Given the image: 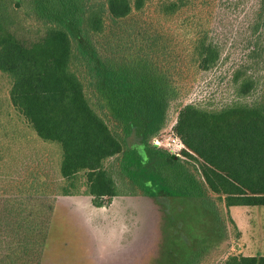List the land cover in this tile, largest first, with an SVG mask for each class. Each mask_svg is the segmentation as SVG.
I'll use <instances>...</instances> for the list:
<instances>
[{
  "label": "trees",
  "instance_id": "1",
  "mask_svg": "<svg viewBox=\"0 0 264 264\" xmlns=\"http://www.w3.org/2000/svg\"><path fill=\"white\" fill-rule=\"evenodd\" d=\"M143 7L144 0H0V78L8 87L0 90V126L17 141L41 142L0 157V264H61L52 243L65 198H91L97 208H106L104 199L190 203L208 234L175 264H202L241 237L230 208L264 207V75L251 73L264 71V0L250 21L245 64L217 77L234 97L215 109L187 103L197 81L180 78L182 59L164 52L159 31L124 30ZM31 18L44 31L28 41L23 19ZM205 35L193 49L196 69L216 72L221 47ZM175 116L186 148L179 156L154 143ZM162 222L144 237L149 250L127 264H166ZM90 259L97 264L90 255L82 263Z\"/></svg>",
  "mask_w": 264,
  "mask_h": 264
},
{
  "label": "rangeland",
  "instance_id": "2",
  "mask_svg": "<svg viewBox=\"0 0 264 264\" xmlns=\"http://www.w3.org/2000/svg\"><path fill=\"white\" fill-rule=\"evenodd\" d=\"M131 2L134 5L135 0H131ZM259 2L260 0H144L143 9L133 13L127 24L130 28L124 30L130 33L133 31L132 26L136 30L140 29L143 33L144 31L149 33L159 31L163 36L162 43L167 49L164 52L175 51L182 59L183 64L180 68L183 75L179 74L180 78L197 81L195 83L196 93L187 103H204L208 109H215L221 104L231 101L234 97L232 92L227 90L226 85L221 82L222 86L218 85L217 77L220 75L228 77L232 65L245 64L246 47L244 43L251 36L249 25L254 11L258 9ZM172 3H177L179 8L176 11H167L165 6ZM23 21L22 36L24 39L30 41V39L34 40L42 36L44 27L37 23L36 19H23ZM108 25L111 27V24L108 23ZM112 29L114 28L107 29L110 37L113 36ZM148 32L147 34H149ZM205 34L208 35L209 40L217 41L221 47L224 64L216 72L199 73L196 69L197 62L193 49L196 43L206 36ZM139 45L140 43L127 42L129 48L136 49ZM248 73L250 74V72ZM251 73H255L257 77L264 75V71L260 69L252 70ZM0 81V90L4 86L2 91L6 93L8 87L3 85L5 80L1 77ZM256 96L254 93L243 101L250 103ZM176 120L175 116L169 129L162 134V138L167 140L165 145L161 146L164 149L169 150L170 148L166 144L170 138H175L173 134H176L173 129ZM15 139L9 129L5 130L0 126V144L3 147L0 157L11 155L16 150L23 151L41 146V142L32 138L31 135L22 141ZM45 150L47 151V148ZM185 150L186 148L182 151ZM38 151H41L40 147ZM103 201L106 208L95 207L91 198H65L63 200L64 207L61 206L59 209L61 217L58 224H55V236L52 243V252L54 255L57 253L61 264H83L82 257H88V255L97 264H127L130 260L133 262L135 254L149 250L147 249L149 245L144 242V237L149 230L155 231V226L157 225L158 228L161 221H163L162 225H165L166 234L169 233L164 249L166 252L169 250L171 254L169 259H165V254L164 261L166 264H175L177 260L179 263L182 255L189 253L191 245L195 247L198 240L208 234L203 224L198 220L197 210L190 203L179 199L161 198L164 208L158 206V203H155L158 207L150 208L148 202L141 198L114 199L111 202L104 199ZM241 210H251L257 214L264 213V207L233 208L232 213L236 220L229 212L230 218L234 223L237 221L240 225L245 226L253 219L251 214H246ZM237 211L238 213L235 214ZM166 212L170 213V218ZM258 217L260 218V215ZM261 223L260 221L254 222L255 225ZM66 240H68V245L63 243ZM247 242L248 246H246ZM243 243L245 242L243 241ZM246 245L240 242V238L234 240L232 245H227L225 250L213 251L202 264H225L231 257L245 256L252 252H255L254 257H264V240L262 238L256 240L253 249L247 237ZM3 248L4 244L0 240V251ZM85 264L94 263L90 259Z\"/></svg>",
  "mask_w": 264,
  "mask_h": 264
},
{
  "label": "crops",
  "instance_id": "3",
  "mask_svg": "<svg viewBox=\"0 0 264 264\" xmlns=\"http://www.w3.org/2000/svg\"><path fill=\"white\" fill-rule=\"evenodd\" d=\"M233 208H245V209H251L253 207H232L230 208V214L231 216L233 217L234 220H236V218L234 217L233 213H232V210ZM254 208H258V207H254ZM253 208V209H254ZM242 212H246V214H251V218L253 220H250L249 222H247L246 226L245 225H240L237 221H235V224L241 234V237H240V242L244 245H246V238L248 237V239L250 240L252 246H253V249L256 245V240H260L261 238L264 240V213H261V214H257L255 213V211H251V210H241ZM238 211L235 213L237 214ZM258 215H260V218L258 217ZM262 222L260 225H255L254 222ZM251 232V233H249ZM256 234V235H255ZM258 234V235H257ZM245 237V239H244ZM243 241L245 243H243ZM248 246V242H247V245ZM255 251V250H253ZM254 253V254H253ZM245 256H248V257H254L255 256V252H252V254H246Z\"/></svg>",
  "mask_w": 264,
  "mask_h": 264
},
{
  "label": "built area",
  "instance_id": "4",
  "mask_svg": "<svg viewBox=\"0 0 264 264\" xmlns=\"http://www.w3.org/2000/svg\"><path fill=\"white\" fill-rule=\"evenodd\" d=\"M173 137L175 138H170L168 140V144H166L170 149V151L172 153H175L176 155H179L180 152H182V150L185 148L184 144L182 143L181 139L173 134ZM165 139L162 138V136L160 138H158L157 140H155V145L157 146H163V144L165 145Z\"/></svg>",
  "mask_w": 264,
  "mask_h": 264
}]
</instances>
